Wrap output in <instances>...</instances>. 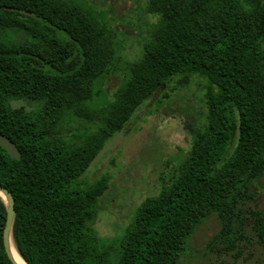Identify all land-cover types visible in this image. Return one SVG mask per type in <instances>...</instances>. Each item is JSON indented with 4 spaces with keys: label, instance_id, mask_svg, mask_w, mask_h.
<instances>
[{
    "label": "trees",
    "instance_id": "obj_1",
    "mask_svg": "<svg viewBox=\"0 0 264 264\" xmlns=\"http://www.w3.org/2000/svg\"><path fill=\"white\" fill-rule=\"evenodd\" d=\"M156 21L142 57L126 64L110 101L102 84L118 63L116 33L72 0H0V186L14 200L12 241L26 264H180L207 218V248H264L254 184L264 177V0H147ZM204 78V122L159 192L120 234L100 237L98 199L109 175L80 180L107 141L170 78ZM6 210L0 199V264ZM251 233V235L249 233Z\"/></svg>",
    "mask_w": 264,
    "mask_h": 264
},
{
    "label": "rangeland",
    "instance_id": "obj_2",
    "mask_svg": "<svg viewBox=\"0 0 264 264\" xmlns=\"http://www.w3.org/2000/svg\"><path fill=\"white\" fill-rule=\"evenodd\" d=\"M90 8L116 33L118 63L102 84L103 101H110L124 78L126 64L142 57V42L155 16L146 10L147 0H72ZM170 78L155 96L142 104L123 131L106 142L80 178L92 183L108 174V188L98 199L94 228L103 238L119 235L134 210L149 196L159 192L165 181L185 158L190 148L189 124L198 128L206 114L202 86L204 78L193 75L187 86ZM256 201L249 203L264 215V177L253 187ZM217 218L204 220L188 239L180 264H264V248L253 238L237 252L220 254L207 248L218 231ZM250 235L251 233L248 232Z\"/></svg>",
    "mask_w": 264,
    "mask_h": 264
},
{
    "label": "water",
    "instance_id": "obj_3",
    "mask_svg": "<svg viewBox=\"0 0 264 264\" xmlns=\"http://www.w3.org/2000/svg\"><path fill=\"white\" fill-rule=\"evenodd\" d=\"M0 147L3 148L8 153L10 158L16 159V160L20 158V153L17 147L15 146V144L10 139L3 136L2 134H0ZM0 199L2 200L5 206V210H6L5 225L3 228L4 250L11 264H17L11 252V243L13 242L12 241V225H13V219H14V208H13L14 200L11 194L5 188L1 186H0ZM22 262L26 264L23 259H22Z\"/></svg>",
    "mask_w": 264,
    "mask_h": 264
},
{
    "label": "bare ground",
    "instance_id": "obj_4",
    "mask_svg": "<svg viewBox=\"0 0 264 264\" xmlns=\"http://www.w3.org/2000/svg\"><path fill=\"white\" fill-rule=\"evenodd\" d=\"M11 252H12L13 257L15 258V261L17 262V264H24V263L22 262L21 257H20L19 254L17 253V251H16V249H15V247H14L13 242L11 243Z\"/></svg>",
    "mask_w": 264,
    "mask_h": 264
}]
</instances>
